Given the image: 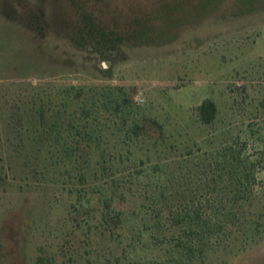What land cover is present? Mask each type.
<instances>
[{
    "label": "trees",
    "instance_id": "16d2710c",
    "mask_svg": "<svg viewBox=\"0 0 264 264\" xmlns=\"http://www.w3.org/2000/svg\"><path fill=\"white\" fill-rule=\"evenodd\" d=\"M77 31L109 51L124 40L101 25ZM215 108L201 104L203 125ZM146 113L122 86L0 84V199L36 195L33 264H221L264 239L261 158L223 136L204 150Z\"/></svg>",
    "mask_w": 264,
    "mask_h": 264
},
{
    "label": "rangeland",
    "instance_id": "374dc122",
    "mask_svg": "<svg viewBox=\"0 0 264 264\" xmlns=\"http://www.w3.org/2000/svg\"><path fill=\"white\" fill-rule=\"evenodd\" d=\"M91 25L114 30L123 43L109 51L96 39L81 41L86 34L77 30ZM13 81L125 87L168 132L202 145L223 136L260 157L256 190L264 202V0H0V84ZM207 99L216 106L211 125L199 114ZM15 191L0 199V264H33L44 241L39 216L34 224L29 215L37 197ZM220 257L264 264V239Z\"/></svg>",
    "mask_w": 264,
    "mask_h": 264
}]
</instances>
